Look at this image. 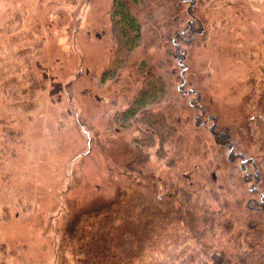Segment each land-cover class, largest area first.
<instances>
[{
	"label": "rangeland",
	"instance_id": "1",
	"mask_svg": "<svg viewBox=\"0 0 264 264\" xmlns=\"http://www.w3.org/2000/svg\"><path fill=\"white\" fill-rule=\"evenodd\" d=\"M126 1L142 42L118 66L113 0H0V41L39 31L41 62L56 78L33 112L1 108L22 139L5 145L0 136V264H76L68 241L137 176L158 180L163 195L194 184L235 228L264 229V178L246 163L243 142L264 0ZM148 75L166 87L150 111L174 132L164 147L140 149L135 138L149 132L141 116L124 129L116 114ZM54 82L59 98L50 96Z\"/></svg>",
	"mask_w": 264,
	"mask_h": 264
},
{
	"label": "trees",
	"instance_id": "2",
	"mask_svg": "<svg viewBox=\"0 0 264 264\" xmlns=\"http://www.w3.org/2000/svg\"><path fill=\"white\" fill-rule=\"evenodd\" d=\"M140 1L133 0L134 4ZM111 21L118 43L116 62L124 66L142 42V26L126 0H113ZM20 34L8 32L0 41V114L2 107L33 112L38 95L54 78L41 62V45L35 42L41 37L39 31L24 34L27 41L18 39ZM251 61L256 63L246 84L248 130L243 142L250 154L246 163L258 178H264L263 50ZM144 82L128 108L116 114V120L126 129L141 116L149 132L136 137L135 142L140 149L152 148L157 142L162 148L174 130L162 112L150 110L164 96L165 83L155 75H148ZM52 85L50 96L59 98L61 82ZM0 127L5 145L21 142V130L9 128L3 119ZM200 192L199 187L188 184L163 195L155 178H128L117 201L85 217L67 243L69 253L76 264H264V229L235 228L225 213L216 212L201 200Z\"/></svg>",
	"mask_w": 264,
	"mask_h": 264
},
{
	"label": "flooded vegetation",
	"instance_id": "3",
	"mask_svg": "<svg viewBox=\"0 0 264 264\" xmlns=\"http://www.w3.org/2000/svg\"><path fill=\"white\" fill-rule=\"evenodd\" d=\"M245 162V161H244Z\"/></svg>",
	"mask_w": 264,
	"mask_h": 264
}]
</instances>
